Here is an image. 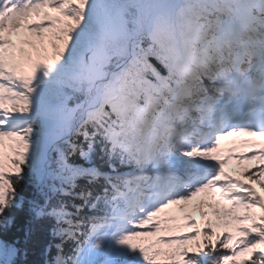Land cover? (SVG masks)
<instances>
[{"label": "snow or ice", "instance_id": "obj_1", "mask_svg": "<svg viewBox=\"0 0 264 264\" xmlns=\"http://www.w3.org/2000/svg\"><path fill=\"white\" fill-rule=\"evenodd\" d=\"M0 264H264V0H0Z\"/></svg>", "mask_w": 264, "mask_h": 264}]
</instances>
